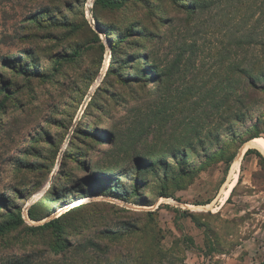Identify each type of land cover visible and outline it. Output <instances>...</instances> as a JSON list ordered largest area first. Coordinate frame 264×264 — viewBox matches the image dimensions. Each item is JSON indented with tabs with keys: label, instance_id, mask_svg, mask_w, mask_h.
Returning a JSON list of instances; mask_svg holds the SVG:
<instances>
[{
	"label": "rangeland",
	"instance_id": "1",
	"mask_svg": "<svg viewBox=\"0 0 264 264\" xmlns=\"http://www.w3.org/2000/svg\"><path fill=\"white\" fill-rule=\"evenodd\" d=\"M193 2L0 0V88H9L0 94V211L20 207L30 226L62 216L63 227L16 231L0 250L37 251L47 264L62 249L59 264L264 263L256 154L243 156L220 205L233 135L264 131V95L244 122L210 106L238 37L264 38V11L257 0H228L194 13ZM36 16L57 22L35 25ZM114 45L128 48L117 63ZM150 58L160 73L174 70L159 92Z\"/></svg>",
	"mask_w": 264,
	"mask_h": 264
},
{
	"label": "trees",
	"instance_id": "2",
	"mask_svg": "<svg viewBox=\"0 0 264 264\" xmlns=\"http://www.w3.org/2000/svg\"><path fill=\"white\" fill-rule=\"evenodd\" d=\"M126 1L127 0H95V4H101L103 7L107 8H116L122 6ZM223 1L228 0H194L191 7L194 8L193 12L195 13L199 11V9H206L211 7L216 2L220 4ZM256 3V6L258 5L259 12L262 13L264 11V0H257ZM92 14L94 20L96 19L97 23H100V20L96 16L94 9L92 10ZM43 20H46L44 16H36L32 21L35 25H48L49 23L56 24L57 22L56 20H46V22H43ZM87 22L90 26H92L88 19ZM126 39L127 36H124L123 38L120 37L118 40L119 44L121 45ZM236 43L238 45L236 50L238 58L235 62L226 66L225 75H222L223 79L221 80L222 83L220 88L221 91H223V96L221 100H217L215 104L210 105L214 107V109H216V112L221 109V107H223L220 118L226 120L230 124H233L234 122H244L251 110V107L256 105L257 99L264 95V38H256L255 36L251 37L247 34H242L238 37ZM127 49L128 48H124V50H122L118 48V45L113 46L114 63L120 62L119 58H117V55H119L121 51H124V53L128 54ZM27 51L28 50L24 52ZM251 53L253 56H250ZM78 54L79 52H75V54L70 55V58H75V56H77ZM149 61L154 65V67H151L153 68V71L154 69H159L158 72L154 71L153 74L154 83L158 84V86H156V92H159L162 89L161 81H163L165 77L170 78V76L174 74V70H172L171 68H167V74H162L160 72L163 70H160V67L156 60L150 58ZM114 63L110 66L109 71L114 69ZM122 64L124 63L122 62ZM26 71L31 72L32 74H41V70L36 67L34 69L27 67ZM3 92H9V88H0V94H2ZM259 124H261V120H258L257 124L253 125V127L257 128ZM260 133H264V131L253 133L246 138L243 136L237 137V134L233 135L232 141L238 142V144L237 150L230 154V156H228V158H226L225 160L229 169L231 168V165L233 164L237 153L239 152V149L242 148L244 144L252 138H255L256 136L261 137ZM250 154H256L260 159V164L264 167V155L262 154V152H260L256 148H248L244 154V158ZM149 158L152 159V156ZM235 189L236 187L232 191L231 196L233 195ZM0 196L1 198H7L5 195ZM4 200L5 199L2 200L3 205L7 199L5 201ZM229 200L230 198L227 200V202H229ZM3 208L5 211H0L1 243L5 242L10 237V235L16 231L25 230L32 234H37L46 229H52L54 232H62L63 230V227L61 225L62 216L51 219L42 225L30 226L27 224L20 207L10 208L3 206ZM28 213L34 220H41L45 218H37L34 215L32 208L28 210ZM61 251L63 255L58 259L55 258V262H58V264L64 263L67 260L70 249L69 251L67 249H62L59 251V253ZM80 251L78 250V253ZM0 264H47V261H45L44 259L42 260V257L37 251L33 253L22 252L20 255H16L13 249L10 252H3L2 250H0Z\"/></svg>",
	"mask_w": 264,
	"mask_h": 264
},
{
	"label": "bare ground",
	"instance_id": "3",
	"mask_svg": "<svg viewBox=\"0 0 264 264\" xmlns=\"http://www.w3.org/2000/svg\"><path fill=\"white\" fill-rule=\"evenodd\" d=\"M110 56L111 58L113 57V52L111 49H110ZM248 148H256L264 155V137L256 136L255 138L249 140L247 143L244 144V146L241 149V152L238 153V155L236 156L233 164L231 165V173L233 174L232 179L229 182L228 186L223 191L221 204H224L227 201V199L230 197L232 193V190L235 188V186L238 183L241 160L244 156L245 150H247Z\"/></svg>",
	"mask_w": 264,
	"mask_h": 264
},
{
	"label": "crops",
	"instance_id": "4",
	"mask_svg": "<svg viewBox=\"0 0 264 264\" xmlns=\"http://www.w3.org/2000/svg\"><path fill=\"white\" fill-rule=\"evenodd\" d=\"M238 183H239V182H238ZM237 185H238V184H237ZM233 190H234V189H233ZM230 196H231V195H230ZM229 198H230V197H229ZM225 203H226V202H225ZM225 203H224V204H225ZM224 204H220V205L223 206ZM221 206H218V207H221Z\"/></svg>",
	"mask_w": 264,
	"mask_h": 264
},
{
	"label": "built area",
	"instance_id": "5",
	"mask_svg": "<svg viewBox=\"0 0 264 264\" xmlns=\"http://www.w3.org/2000/svg\"><path fill=\"white\" fill-rule=\"evenodd\" d=\"M92 22L95 23L94 19H92L91 23H92Z\"/></svg>",
	"mask_w": 264,
	"mask_h": 264
},
{
	"label": "water",
	"instance_id": "6",
	"mask_svg": "<svg viewBox=\"0 0 264 264\" xmlns=\"http://www.w3.org/2000/svg\"><path fill=\"white\" fill-rule=\"evenodd\" d=\"M89 12H92V10H91V9H89Z\"/></svg>",
	"mask_w": 264,
	"mask_h": 264
}]
</instances>
